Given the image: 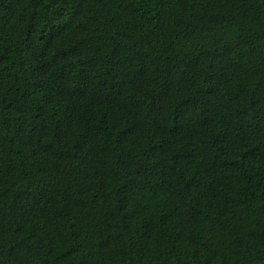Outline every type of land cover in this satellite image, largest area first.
Returning <instances> with one entry per match:
<instances>
[{"label":"trees","instance_id":"trees-1","mask_svg":"<svg viewBox=\"0 0 264 264\" xmlns=\"http://www.w3.org/2000/svg\"><path fill=\"white\" fill-rule=\"evenodd\" d=\"M0 264H264V0H0Z\"/></svg>","mask_w":264,"mask_h":264}]
</instances>
